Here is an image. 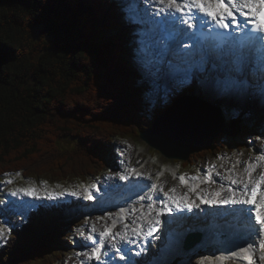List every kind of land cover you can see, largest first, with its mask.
Masks as SVG:
<instances>
[{"label": "trees", "instance_id": "obj_1", "mask_svg": "<svg viewBox=\"0 0 264 264\" xmlns=\"http://www.w3.org/2000/svg\"><path fill=\"white\" fill-rule=\"evenodd\" d=\"M119 2L0 0V180L20 173L53 185L90 183L112 168L115 140L137 139L164 110L146 100L149 74L131 62L136 49ZM255 126L239 125L235 138L218 134L210 148L178 161L181 169L244 148ZM33 229L10 233L0 264H55L57 246L73 242L63 228L39 236Z\"/></svg>", "mask_w": 264, "mask_h": 264}, {"label": "rangeland", "instance_id": "obj_2", "mask_svg": "<svg viewBox=\"0 0 264 264\" xmlns=\"http://www.w3.org/2000/svg\"><path fill=\"white\" fill-rule=\"evenodd\" d=\"M119 1L121 5L120 12H124L121 14L122 19L120 22L124 23L123 27L125 30H129L127 31L126 39H132L130 42L133 44V46L135 45L134 47L136 49L131 57V62L138 65L139 67L141 66L142 73L149 74V79L146 77V81H148L150 90L146 93V100L150 106L153 105L152 109H154L155 113L158 108L165 109L167 106L173 103L176 95L175 91H177L178 88H181V92H188L185 95H192L193 91H190L189 87L192 86L195 88L194 82L200 81L196 74L190 77H181L180 73L175 72L176 75L172 74V79L169 83L164 86H160V82L155 79L157 70L153 71L152 73L155 60L150 54V45L152 44L150 40V33H154L152 30H149L148 23L151 22L148 21H152L151 24L155 25L157 16H161V12H164L161 11V8L160 10L157 8V0ZM159 5L164 6L161 4ZM122 6L128 8L123 9ZM147 6L153 10L158 9L157 12L155 11L156 13L153 17L146 14ZM147 30H149L150 33ZM157 33L158 31H156V34ZM137 46H140V49H138ZM158 56L159 55L157 52V57ZM231 68H234V65L231 64L229 69ZM195 71L200 70L197 68V70H194V72ZM215 71L217 72V70ZM223 71L226 73V70L224 69L220 71V73ZM240 74L242 73L236 71H231V73H229V75L242 82V75ZM209 75H211L209 83L205 78V82L200 81L198 84V86L201 87L203 94H200V98L211 103L212 105L227 107L231 115L225 117V124L230 127L235 126L237 128L238 134L241 132V130H239V125L248 126L254 123L256 124L255 132L252 133L253 135L250 138H247L245 142L240 143V145L244 148L239 149L234 146L221 156L209 154L204 158L199 159L195 168L181 169V166L178 163L180 160L166 159L160 154V152L153 149L143 140H141L140 137L137 139L129 138L125 140H115L114 145L116 152L110 155V163L112 168L105 169L100 178L94 179V181L90 183H83L85 185H91L93 183L96 184L97 188L91 189L95 197L93 200H84L82 198L84 192V189L80 187L82 183L69 181L57 188L56 185L51 184L49 181L47 185L40 184L42 179L32 178L29 180H24L18 175H6L0 180V195L3 197L1 198L3 201L0 204V226L5 232V236L0 237V254H2L4 249H6L7 237L11 235V232H21L23 230L31 228L33 229L36 224V227L33 229L36 236L45 234L47 232L50 233L53 228H63V230H65V234L69 232L71 238L73 239L72 243L67 241L62 242L63 245L57 246V251L59 252L60 256L59 258L53 256L55 264H81V261H83V264H98V261H96L94 258L89 260L85 256L77 255L78 253L91 251L87 245L88 241H91L89 236L91 235L98 238L101 231H103L106 227H111L112 233L114 235L109 236V243L107 239V248L108 245L112 246V248H115L113 245L116 246L124 242H129L132 237L136 235V233L133 231V228H135L140 233V235H142L151 223H156L157 220L159 223H162V217L171 219L172 217H170L171 214H169L170 212H168L167 207L161 205L160 203L163 193L161 192L160 196H156L151 192L155 191V193L159 195V191L156 190L163 188L164 192H168L172 187H175L176 192L169 193L170 195H179L187 192V185L180 184V174H186L190 176L200 175L205 171H211L213 179L216 180V183L197 182L199 183V188L197 191L201 192V194H203L201 190H206L211 193L215 190V188H218L221 183L227 187L228 181L224 179V177L229 174L228 170H232L233 175L247 180L248 174L245 171V168L248 164H257L256 170L253 173V177L258 178L259 173L264 171V161L257 162L256 160V157L264 152V95H259L264 90H258L255 94V92L251 89L249 96L252 100L246 101V94H242V92L245 91V88H242L241 84L238 88H230L228 91H226L224 84L218 83V81L223 82L225 80H218L217 74L213 72H210ZM160 78L161 68L158 69L157 74V79ZM186 79L187 82H184ZM263 80L264 79H262L261 83L260 80L259 82H256L258 87H263ZM186 83H188L187 88L184 85ZM241 89H243V91ZM196 94L197 96L199 95L198 93ZM216 94L217 96L215 98L212 97ZM226 97L230 98L227 100L230 101V104H227L228 102H224V98ZM245 105L247 106L245 107ZM155 113H153V115ZM153 115L151 116L152 118ZM238 134L233 137L227 136L226 134L224 135L227 137V139H230L237 137ZM73 141V139L68 138L60 139V143L62 146L64 145V147H72L74 144ZM213 165L215 167H212ZM132 168H135L136 171L142 173L143 175L137 177L134 174H129V170ZM197 170H199V172ZM118 172L129 174L128 180H133L131 185H136L133 195L127 196L121 194V191H112V184L114 182L116 184H121L122 186L123 183L121 182H124V186L130 184L128 183V180L121 181L119 180L118 176L114 175ZM157 173H162V175L157 176ZM216 173H219L220 175L217 176ZM149 176H151V179L148 178ZM33 182H35V186L40 191L41 196L44 195L43 189L47 188L48 190L57 192L63 191L64 189L75 190L81 193V197L77 198L66 195L64 198H61L58 201V206L56 207H41L43 209L42 212L45 213V215L43 213L40 214V207H37L35 210L33 209L34 211L31 212H24L22 210L19 212L17 209H14V207L20 201L19 199H22L26 196L23 193L13 196L12 192L21 187H27ZM153 182L158 186L156 190L151 189V184ZM97 189L99 190L97 191ZM102 194L104 195V198L101 197ZM120 194L121 196H119ZM144 194H146L147 197H144L145 199L141 200L140 197H143ZM189 196L193 199H196L195 193H189ZM196 201L200 203L199 199H196ZM39 203L41 202L39 201ZM43 203L50 205L53 202L44 201ZM150 203H152L154 206L153 210L151 211L147 207V205ZM20 204H25V202L19 203V206ZM79 204H83L82 207H84L82 208ZM161 207H164V212L158 216L156 209ZM201 207H203L205 211L209 205L201 204L199 208ZM121 208L125 209L123 213H120ZM204 211L199 209V211H197V217L202 219L205 214ZM152 212L155 213L151 214ZM46 213H48V215ZM184 217L185 216L180 217L179 220L184 219ZM113 221H116L114 227H112ZM200 221L195 222L193 217V222H190L191 224H197L198 226L199 223L204 225L205 223L209 222L208 220L205 222ZM71 224H73L72 228L69 227ZM125 225H128L129 227L125 228ZM211 245L213 244L211 243ZM84 247H86V249ZM155 247L156 246L153 244V250ZM171 249L166 253L168 255H174L173 258L163 253L160 255V261L155 262V264H172L174 261L175 264H211L212 262H214L212 264L239 263L237 262L239 260H236L237 258L231 256L234 246L233 248H230V250H224L226 249L225 247L224 249L220 247L218 253L212 252V249L211 251L204 249L198 251V253H194L190 251V249L182 250L179 246H174V244L171 246ZM212 253L214 254L213 257ZM221 256L224 257L223 261L216 259L217 257ZM209 257H211L212 260H209ZM242 263L248 264L246 262ZM263 263L264 261H259V264Z\"/></svg>", "mask_w": 264, "mask_h": 264}, {"label": "snow or ice", "instance_id": "obj_3", "mask_svg": "<svg viewBox=\"0 0 264 264\" xmlns=\"http://www.w3.org/2000/svg\"><path fill=\"white\" fill-rule=\"evenodd\" d=\"M157 2L165 7L161 11L168 12H180L185 16H188L189 19H192L193 16H190L189 13H201L204 17L210 18L217 27L220 29H228L230 25H235L239 30L241 24L251 25V30L246 36L248 40L247 51L237 52L235 63V71L242 72L244 65L247 62H250L254 56L255 42L261 41L264 42V0H157ZM187 9V12H185ZM243 18V19H241ZM190 27L192 25H189ZM243 47V46H242ZM203 57L207 56V53H202ZM259 66L264 68V50L259 52ZM203 60L201 61V65ZM187 82V79L184 81ZM218 83H223L225 90L230 88H238L241 84L239 80L232 77L231 75L225 78V81ZM257 162L264 161V152L256 157ZM212 167H215L214 165ZM257 164H248L245 168V171L248 174L247 180L239 178L232 174V170H228L229 174L224 177L228 181L227 187L223 183L219 185L214 191L209 193L206 190H201L198 192L199 183H216V180L213 179L211 171H205L200 175H186L180 174L179 181L181 185H187L188 191L179 195H170L169 193H175V187L169 189L168 192H164L163 188H160L159 191L163 193V197L160 200L161 205L167 207L168 212L172 211L171 205H175L177 210L187 209L191 211L193 208H199L201 204H206L209 206L212 205H228V206H247L249 214L252 216L253 226L249 232L248 239L243 240L242 243L244 246L238 247V251L231 253V256L237 259H246L248 264H256L254 259L255 257V245L258 246L260 251V260L264 261V171L259 173L258 178L253 177ZM199 172V170H197ZM129 174H134L137 177L142 176L143 174L136 171L135 168L129 170ZM129 174L124 172H118L114 175L119 177L121 181H127L129 179ZM20 175V173H16ZM162 175V173H157V176ZM219 176V173H216ZM151 179V176L148 177ZM199 182V183H197ZM40 184L47 185L48 181L41 180ZM57 188L61 187L59 184L56 185ZM80 187L84 189L82 198L84 200H93L95 197L91 189H96L97 186L95 183L91 185L81 184ZM157 184L152 183L151 189L156 190ZM99 189H97L98 191ZM44 195L41 196L40 191L36 188L35 182L30 184L27 187H21L12 192V195H18L23 193L27 197H31L34 200L40 201L39 205H33V207H56L58 206V201L61 198H64L66 195L71 197H81V193L71 189H64L63 191H52L47 188L43 189ZM227 192V195H222V193ZM189 193H195L196 199H199L200 203H196V199H193L189 196ZM141 200L145 199L140 197ZM50 201L53 202L50 205H46L43 202ZM170 202V203H169ZM148 209L153 210V204L147 205ZM125 209L121 208L120 213H123ZM157 215L159 216L164 212V207L156 209ZM116 221H113L112 227H114ZM156 224H159L157 220ZM129 227L125 225V228ZM133 231L137 236L140 233L133 228ZM156 231V227L153 226L144 233L145 237L153 235V232ZM114 235L112 233L111 227H106L103 231L99 233V240L94 236H89V239L93 241L95 246L91 248L90 252L78 253L77 255H82L87 257V259L92 260L95 258L97 261L101 259V248L104 246L105 240ZM5 232L0 228V237H4ZM257 238L258 241H257ZM115 247V245H113ZM117 252H120V248H116ZM240 253H243L244 256L241 257ZM139 254V253H137ZM122 260L125 259L123 255L120 257ZM212 260L211 257L208 258ZM217 260L223 261L224 257H217ZM83 264V261H81Z\"/></svg>", "mask_w": 264, "mask_h": 264}, {"label": "water", "instance_id": "obj_4", "mask_svg": "<svg viewBox=\"0 0 264 264\" xmlns=\"http://www.w3.org/2000/svg\"><path fill=\"white\" fill-rule=\"evenodd\" d=\"M220 133L231 137L238 134L235 126L225 124L220 106L184 95L159 113L139 137L166 159L185 161L191 154L210 148Z\"/></svg>", "mask_w": 264, "mask_h": 264}, {"label": "bare ground", "instance_id": "obj_5", "mask_svg": "<svg viewBox=\"0 0 264 264\" xmlns=\"http://www.w3.org/2000/svg\"><path fill=\"white\" fill-rule=\"evenodd\" d=\"M148 4V3H147ZM157 4H159V3H157ZM186 10V9H185ZM157 12V10L155 9V10H153L152 8H150L149 6H147V8H146V14H148V15H151L152 17L154 16V14ZM151 12H152V14H151ZM171 13H173V12H171ZM148 28H149V30H152V32L154 33L153 35V37H154V39H152V41H155V40H158L159 38V32L156 34V31H158V28L154 25V24H151V23H148ZM228 53V52H227ZM227 53H226V55H227ZM258 53H254V59H256V63L254 64V66H253V68H247L245 65H244V68H243V71L242 72H240V73H242V74H240V75H242L241 76V78L243 77V76H245V79H243L242 78V82H241V85H242V88H245V91H244V94H246V97H247V95L249 96V94H247L248 92H250L251 93V89L255 92V94L257 93V91L258 90H264V84H263V87H258V85L256 84V82H259V80H260V83L262 82V79H258L257 77H256V71H257V68L258 67H260L259 66V60H258V58H257V55ZM226 55H225V58L226 59H228V56L226 57ZM231 64H229L228 66H226V65H223L222 63H220V67L221 68H223L224 70H226V73H224V71L222 72V73H217V79L218 80H220V79H222V80H225V78L227 77V76H229V73H231V71L232 72H235V69L234 68H231V69H229V66H230ZM237 72V71H236ZM171 73H173V67H171ZM177 73V72H176ZM174 75H176V74H174ZM222 76H223V78H222ZM258 81H257V80ZM264 79V78H263ZM264 81V80H263ZM186 87L188 86V83H186V84H184ZM180 90H181V88H179ZM184 89V88H183ZM228 91V90H227ZM260 93V92H259ZM201 95H203L202 93H200ZM259 95H264V91L262 92V93H260ZM217 96V94L216 95H214V96H212V97H216ZM250 97V96H249ZM263 98V97H262ZM230 98H228V97H226V98H224V102H228L227 104H230V101H227V100H229ZM250 99V98H249ZM259 99V98H258ZM222 100V99H221ZM214 102V101H213ZM254 102V101H253ZM233 104V103H232ZM245 107H246V105H245ZM221 108V111H222V113L225 115V117H228V116H230L231 114H230V111L227 109V107H225V106H222V107H220ZM216 172V171H215ZM218 183V182H217ZM209 186V185H208ZM216 186H218V185H216ZM216 189V188H215ZM158 193V192H157ZM121 194H124V195H127L126 193H121ZM121 194L119 195V196H121ZM228 193L227 192H224V193H222V195H227ZM101 197H103L104 198V195L102 194L101 195ZM144 197H146V196H144ZM70 200H72V199H70ZM69 200V201H70ZM149 202V201H148ZM73 203V202H72ZM45 204H47V203H45ZM78 205V204H77ZM81 207H82V205L83 204H79ZM222 206L223 205H212V207L210 208V209H207L206 210V212H205V219H203V220H201V222H205V221H209L208 223H205L204 225L202 224V223H200L199 224V226L197 227V226H195V224L193 225V224H191V222H189L188 221V217L187 216H185V214L183 213V212H180V213H178L177 214V216H174L173 218H180V217H183V216H185L184 217V219H182V220H180V221H183L186 225L185 226H188V227H190V228H192V227H196V228H207V227H204V226H207L208 224L210 225V224H212V223H214V224H216L217 226H218V228H221V226L220 225H218V224H228L229 226H231L232 228H231V232H232V234L233 233H241V231L243 230H246L247 229V226H249V224L247 223V221L245 220H242L241 222H239L238 220H236V219H233L232 217H227V218H221L220 217V211H221V209H222ZM84 207V206H83ZM82 207V208H83ZM145 207V206H144ZM214 207H216V210L215 211H212L211 212V209L212 208H214ZM42 208L40 207L39 208V212H40V214L41 213H43L42 212ZM44 215H45V213H43ZM47 215H48V213H46ZM150 215V214H149ZM159 218V217H158ZM251 221V220H250ZM133 222V221H132ZM195 222H197V221H195ZM235 222V223H234ZM119 229V228H118ZM180 229L181 228H175L174 229V231H172V233L174 234V233H178L179 231H180ZM250 230H251V228H250ZM242 231V232H243ZM137 235H134V237H136ZM134 237H132V240L134 239ZM222 240H221V238H219V237H216V238H214V237H209L208 239H206L205 240V244H213V246H215L216 248H218V250H219V248L220 247H222V242H221ZM174 244V246H178V244L177 243H171L170 244V249H171V246ZM241 246H244V244L242 243L240 246H235L234 247V249H233V252L234 251H238V247H241ZM85 249H86V247H84ZM209 248V247H208ZM206 250V247L205 246H202V247H194V248H191L190 249V251H192V252H194V253H198V251H200V250ZM172 250V249H171ZM257 252V250L255 251V253ZM163 254V253H162ZM164 254L165 255H168L166 252H164ZM177 255V254H176ZM169 257H172L173 258V256L174 255H168ZM240 256L241 257H243L244 256V254L243 253H240ZM213 257V256H212ZM167 259V258H166ZM214 260V259H213ZM212 263H214V262H212ZM211 263V264H212ZM154 264H155V262H154ZM208 264V263H207Z\"/></svg>", "mask_w": 264, "mask_h": 264}]
</instances>
